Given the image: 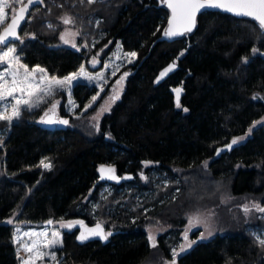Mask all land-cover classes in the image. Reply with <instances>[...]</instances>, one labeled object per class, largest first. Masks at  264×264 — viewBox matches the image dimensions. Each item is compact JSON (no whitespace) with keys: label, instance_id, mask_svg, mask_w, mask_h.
I'll use <instances>...</instances> for the list:
<instances>
[{"label":"trees","instance_id":"16d2710c","mask_svg":"<svg viewBox=\"0 0 264 264\" xmlns=\"http://www.w3.org/2000/svg\"><path fill=\"white\" fill-rule=\"evenodd\" d=\"M10 3L18 13L22 5ZM13 14L6 9L0 31ZM64 16L73 19L84 45L60 44ZM169 16L160 0H43L26 14L23 43L0 45L14 46L23 63L57 77L88 65L95 54L99 68L105 60L119 67L115 76L132 71L98 129L91 115L102 97L84 110L96 91L84 81L55 91L49 98L57 100L54 111L45 102L22 107L10 125L0 121V264H21L20 257L28 256L21 243L34 239L56 257L45 255L36 264H165L183 239L187 215L206 205L217 206L216 234L198 236L176 264H264L256 239H264V213L252 207H264V123L253 127L264 120V29L248 17L204 10L194 32L170 39L163 35ZM90 17L103 20L96 26ZM99 30L103 36L92 46ZM131 52L136 56L124 57ZM46 112V119L66 118L68 124L41 122ZM237 137L245 139L217 156L219 146ZM102 165L121 179H109L107 172L102 178ZM70 221L83 226H62ZM155 222L169 228L153 247L147 227ZM97 223L111 233L106 240L77 239ZM53 232L60 233V243L45 247Z\"/></svg>","mask_w":264,"mask_h":264},{"label":"snow or ice","instance_id":"6c2138e0","mask_svg":"<svg viewBox=\"0 0 264 264\" xmlns=\"http://www.w3.org/2000/svg\"><path fill=\"white\" fill-rule=\"evenodd\" d=\"M81 2L83 3L84 0H81ZM86 2L92 4L96 2V0H86ZM163 2L167 5L169 9H171L172 12L171 17L168 20V27L165 28L163 31V35L168 38L180 36L187 32H191L193 30V27L195 26L197 13H200L202 10L208 8L221 9L223 11L230 12L236 16L250 17L258 23L261 29H264V0H163ZM37 3H43V0H27L26 3L25 0H14L15 5H22L21 7H19L17 13V9L14 8L13 3H10V0H0V24L4 23L6 19V9L11 8L14 12V14L11 16V22L8 23L2 31H0V45L7 44L10 38L13 40H20V42L23 43V40L18 35L17 29L20 23L25 20V16L28 13L29 7ZM61 20L65 25L74 23L73 19L70 16L61 17ZM48 27L51 28L52 25H48ZM78 34L79 33H75V35ZM61 40H64L65 43H68V41L65 39V34H61ZM85 47H87V45H85ZM252 51L255 54L258 50L254 48ZM15 53V47H8L6 51H0V65H7V67H5L3 71H0V102H6L2 106H0V121L7 122L9 125L13 122V120L19 118L22 107L26 110H31L32 108L39 106V103L43 102L45 96L53 95L54 89L63 88L65 85L71 84L72 81L78 79L79 77H86L89 80H104V77L101 74H97L96 77L90 76L85 71L83 65H81L80 70L77 73H71L63 78H48L45 75V69L39 68V66H37L29 70L26 65L20 63V57L18 55H15ZM181 55H183V53H181ZM135 56V52L124 53V57ZM246 61L247 58H245V62ZM91 63L93 65L97 63L95 57L93 58ZM174 67L175 63L170 64L167 68H165L157 77V81L166 76L167 73L173 70ZM21 68L24 70L22 76L20 74ZM36 73L40 74L38 81L35 76ZM113 75H115V72H113ZM127 75L128 73H124V75L121 76L120 80L116 82L117 85H119L121 81H123L124 77ZM8 77H11V79L9 80ZM101 91H103V88H101ZM173 91L176 93L177 96V107H180L179 96L182 89L177 88ZM17 93H19V96L16 95ZM99 95L100 93H97L96 96L92 97L89 104L85 105V110H87L89 107L92 106L93 103L96 102ZM33 97H37L36 103H33ZM9 98H11V100H9ZM118 98L119 93L117 91L116 94L109 97V100L114 102ZM55 107L56 104H53L50 111H54ZM106 110L107 108L102 106L101 113ZM184 110L187 111V109ZM99 114L100 113H98V115ZM46 117H48V112L45 113V116L41 117V122L46 124H68V120L65 119L53 120L51 118L46 119ZM93 119H96V117H94ZM261 123H264V120L254 121L253 127H255L256 124ZM96 127L98 129V124L96 125ZM252 130V127H250L248 129V133H251ZM245 135H247V133ZM243 139H245V137L233 138L231 143L225 146V149L231 150L233 145H236L239 141ZM222 150L224 149H217V154H219V152ZM145 163L147 165L151 162ZM41 165H43L44 168H51V164L45 163L44 161H41ZM100 171L102 178L105 177V172H107V178L113 180L121 179L114 175L115 170L111 167H107L106 169L105 166L102 165ZM252 207L255 208L257 211L264 213V207H260L257 204H254ZM244 211L246 213L249 211L247 205H245ZM11 222L12 221L10 219L8 223ZM198 222L199 220L197 219V223ZM47 223L51 224L52 221L49 220L47 221ZM75 223H79L81 226H83V221H70L67 222L66 225L62 226L72 228ZM19 231L20 230L17 229V232ZM110 234L111 233H104L103 229L101 228V225L97 223L95 228L82 230L77 239L80 241H85L90 237L99 236L101 239L106 240L108 235ZM22 235L27 237L46 238L48 233L25 232ZM51 235L52 239L47 241L45 247L51 248L60 243V241L57 239V237H59L60 235L59 232H53ZM208 235H211V232H209ZM199 238L204 239V234L201 233V236ZM20 239L21 237L14 235V240ZM256 239L258 243L262 247H264V239H261L259 236L256 237ZM149 240L153 241L152 246L155 247V237L149 235ZM184 240L185 243L180 245L179 252L176 249L172 250L173 259L170 264H176V257L179 255V253L186 251L192 246V244L196 243V241H190L188 239V230H185ZM20 247L23 248L26 253H28L27 258L20 257L21 264H36V261L43 260L45 255H50L53 260L56 259L54 252L45 253L41 251V246L37 239L32 240L31 245H29L27 242H23L21 243ZM19 251L20 248L17 249L18 254ZM166 264H168V262H166Z\"/></svg>","mask_w":264,"mask_h":264},{"label":"rangeland","instance_id":"374dc122","mask_svg":"<svg viewBox=\"0 0 264 264\" xmlns=\"http://www.w3.org/2000/svg\"><path fill=\"white\" fill-rule=\"evenodd\" d=\"M90 19L96 26H99L101 24L102 20H103L101 17H90ZM101 31L102 30H99V36L97 38L93 39L92 46H94L96 44L95 42L97 40L101 39V37L103 36V33ZM75 33H79V32L76 29L72 28L71 24L65 25V29L63 30L62 34H65V39L68 41V43H65L64 40H61L60 44L67 45V46L84 45V43L80 44L79 39H78L79 38V34L75 35ZM9 47H14V46L10 45ZM6 50L7 49H4V50L0 49V51H6ZM15 55H17V53H15ZM94 57H95V59L97 61V63L95 65H93L91 63V61L93 60ZM101 62L102 61H101L100 55L99 54H95L91 58V60L89 61V64L88 65H83V66H84L85 71L92 77H96L97 74H101L104 77L103 81L98 80V79L89 80L86 77H79L78 79L72 81L71 84L65 85L63 88L54 89V92H53V95H54L55 91H59V90H65V91L68 92V91L71 90L73 85L76 82H78V81H84V82L88 83L89 85L95 86L96 87V91L91 96L89 102L91 101L93 96H96L97 93H100L98 99L96 100L95 103L92 104V106L94 104H96L97 101L101 97H102V99H101L99 105L97 106V109L91 115L92 122L95 125L98 124V126H99L101 117L106 112L111 110V107H112V105L114 103L113 101L109 100V97H111L114 94H116L117 91L119 93V97H121V95L123 94V92L125 90L126 80H127L128 76L132 73L131 70H124L121 73H119L117 76H115L116 73L119 70V67L116 66L115 64H111L108 60H105L103 62V64H102V66L99 68L98 66L101 65ZM20 63L23 64V65H26L21 60H20ZM26 66L28 67L29 70H31L34 67H37V66L29 67L28 65H26ZM97 67L99 69H94V68H97ZM39 68H41V67L39 66ZM79 70L76 71V72H73V73H77V72H79ZM23 72H24V70L21 68L20 69L21 76L23 75ZM113 72H115V75H113ZM124 73H128V75L124 77L123 81H121V83L119 85H117L116 82L118 80H120L121 76H123ZM38 74L39 73L35 74L37 81L39 80ZM45 75L48 78L57 77V76L49 75L48 73L45 74ZM57 78H63V77H57ZM8 79L10 80L11 77H8ZM101 88H103V91H101ZM16 95L19 96V93H17ZM53 95H51V96H53ZM51 96H45L43 102L39 103V106L46 102L47 103V107H49L51 109L52 105H53V102L57 101L56 99L50 100L49 98ZM25 98H27V97H25ZM9 100H11V98H9ZM32 101H33V103H36L37 102V97H33ZM89 102H88V104H89ZM0 106H2V104ZM39 106H37V107H39ZM102 106L107 108V110L103 111L101 113ZM91 107H89V108H91ZM98 113H100V114L98 115ZM94 117H96V119H93ZM0 145H2V144H0ZM44 162H48V161H44ZM146 162H151V160H146ZM148 164H155V163H148ZM157 177L161 178L162 181H166L167 182V179L164 178V176H161V174L157 175ZM177 191L178 190L175 189V193ZM217 214L218 213H217V206L216 205H206L204 207L199 208L198 210H194V211L190 212L187 215L186 224L183 226V231L181 233L183 239L178 244V246H175L173 249H176L177 251H179L180 245L185 243V240H184L185 230H188V239L190 241H192V240L196 241V238L198 236L200 237L201 233L204 234V237H205L204 239H208V238L213 237L216 234V232H217V225H216L217 222H218ZM197 219L199 220L198 223H197ZM190 221H191V223H190ZM168 228H169L168 225L165 224L164 222H155L153 224L148 225L147 230L149 232V235L154 236L155 240H156L157 237L159 236V234H161L162 232H165ZM209 232H211V235H208ZM258 235H260V233H258ZM193 245L194 244H192V246ZM190 248H188L187 250H189ZM167 262H168V264H170L171 261H167Z\"/></svg>","mask_w":264,"mask_h":264},{"label":"water","instance_id":"95a60500","mask_svg":"<svg viewBox=\"0 0 264 264\" xmlns=\"http://www.w3.org/2000/svg\"><path fill=\"white\" fill-rule=\"evenodd\" d=\"M161 1V4H163L165 7H167V5L163 2V0H160ZM35 5V4H34ZM31 6H33V5H31ZM30 6V7H31ZM29 7V8H30ZM168 8V7H167ZM169 9V8H168ZM205 10H211V11H220V12H225V13H229V14H232V13H230V12H227V11H223V10H221V9H216V8H208V9H205ZM202 11H204V10H202ZM169 12H170V16H169V18L171 17V15H172V12H171V9H169ZM198 15H199V13H197V15H196V20H195V26L193 27V30L191 31V32H187V33H185V34H183V35H180V36H176V37H172V38H177V37H179V38H182V37H184L185 35H188V34H190V33H192V32H194V30L196 29V27H197V24H198ZM232 15H234V14H232ZM236 16V15H235ZM26 17V16H25ZM237 17H244V16H237ZM248 18H250V17H248ZM252 19V18H251ZM22 23H23V21L20 23V25H19V27H18V29H17V32H18V35L20 36V27H21V25H22ZM168 27V24H167V26H166V28ZM171 39V38H170ZM9 40H13V39H9ZM13 41H17V40H13ZM65 120H67L66 118H65ZM58 126H65L64 124H58ZM225 146L226 145H223V146H219L217 149H224V150H222V151H220L219 152V154H217V151H216V154H217V156H220V154L221 153H223V152H225L227 149H225Z\"/></svg>","mask_w":264,"mask_h":264},{"label":"built area","instance_id":"2783aa9c","mask_svg":"<svg viewBox=\"0 0 264 264\" xmlns=\"http://www.w3.org/2000/svg\"><path fill=\"white\" fill-rule=\"evenodd\" d=\"M45 163H50V161H48V162H45ZM51 164V163H50Z\"/></svg>","mask_w":264,"mask_h":264}]
</instances>
